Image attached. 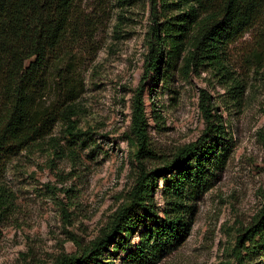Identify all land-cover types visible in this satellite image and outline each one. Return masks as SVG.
Here are the masks:
<instances>
[{"label":"rangeland","instance_id":"1","mask_svg":"<svg viewBox=\"0 0 264 264\" xmlns=\"http://www.w3.org/2000/svg\"><path fill=\"white\" fill-rule=\"evenodd\" d=\"M161 15L159 0H76L71 29L50 64L45 102L54 99L58 74L78 87L72 120L86 135L74 145L59 124L51 141L0 160V186L10 193L0 212V264H57L79 257L128 204L138 175L128 136L139 94L147 122V171L168 164L205 132L203 101L211 124L223 130L219 163L210 166L208 184L193 193L189 236L156 264H238V234L256 222L264 205V74L230 61L232 76L245 85L237 103L224 78L207 67L187 77L177 71L165 76L164 65L158 76L145 72L148 33ZM171 178H160L151 194L160 214ZM144 228L139 224L126 238L121 235L104 260L121 264ZM249 251L243 264H264V246Z\"/></svg>","mask_w":264,"mask_h":264},{"label":"trees","instance_id":"2","mask_svg":"<svg viewBox=\"0 0 264 264\" xmlns=\"http://www.w3.org/2000/svg\"><path fill=\"white\" fill-rule=\"evenodd\" d=\"M76 0H0V160L40 146L55 127L62 124L74 141L86 135L72 120L77 114L79 90L58 74L56 94L49 104L50 64L71 29ZM160 18L148 33L149 54L145 72H179L187 77L203 67L224 78L227 93L239 103L244 81L232 76L231 60L241 67L264 74V0H159ZM155 5H153L154 8ZM248 36L247 40H243ZM61 85L60 81H64ZM203 95V94H202ZM207 103V104H206ZM154 106V104H153ZM206 117L205 132L178 150L165 166L147 171L150 154L143 99H134L129 142L135 147L137 178L128 204L120 208L100 235L79 257H64L57 264H114L103 258L118 238L144 226L138 243L121 264H156L163 253L179 247L189 236L194 216V192L208 184L209 168L223 140L222 126L211 124L208 101L201 104ZM154 118L156 111L153 110ZM210 131V132H209ZM212 136H208L207 133ZM264 139V128L262 130ZM50 137L49 141H51ZM56 152V151H54ZM69 153H73L69 151ZM174 174V176L172 175ZM172 176L162 192V214L152 204L160 178ZM0 186V212L6 209ZM264 246V205L256 222L238 234L235 261Z\"/></svg>","mask_w":264,"mask_h":264}]
</instances>
